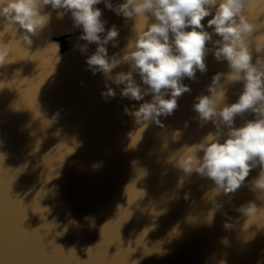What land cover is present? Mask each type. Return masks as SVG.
<instances>
[{
  "label": "water",
  "instance_id": "obj_1",
  "mask_svg": "<svg viewBox=\"0 0 264 264\" xmlns=\"http://www.w3.org/2000/svg\"><path fill=\"white\" fill-rule=\"evenodd\" d=\"M97 7L106 28L120 29L119 46H107L119 52L133 22ZM79 35L69 16L52 12L30 47L15 46L18 61L0 68V264H264V220L245 222L236 211L249 201L264 206L258 193L245 184L217 196L222 207L209 219L212 181L186 176L169 159L214 131L194 119L192 105L226 62L209 54L207 73L184 79L192 91L160 117L163 127L143 130L124 109L144 101L122 98L115 85V98L101 96L104 77L85 63L96 45L74 50L85 43ZM240 88H229L227 102Z\"/></svg>",
  "mask_w": 264,
  "mask_h": 264
},
{
  "label": "clouds",
  "instance_id": "obj_2",
  "mask_svg": "<svg viewBox=\"0 0 264 264\" xmlns=\"http://www.w3.org/2000/svg\"><path fill=\"white\" fill-rule=\"evenodd\" d=\"M100 4L125 25L133 22L124 47L111 55L107 46H119L120 29L114 24L106 28ZM52 12L57 19L69 16L80 30L78 41L85 43L74 50L87 54L89 45H96L86 55V70L103 75L106 101L116 97L117 88L122 98L144 101L124 109L143 130L153 123L163 127L160 117L172 116L178 99L192 91L184 79L196 82L197 72L207 73L209 54L226 62L227 70L216 72L207 94L197 95L192 105L194 119L201 126L211 123L214 131L169 159L186 176L195 173L212 181L209 219L222 207L217 196L234 194L245 184L264 200V21L258 22L264 0H0V68L18 61L12 56L15 46L30 47L50 24ZM6 36L12 38L6 41ZM122 65L127 71L114 74ZM236 85H241L237 99L229 103L228 90ZM257 168V176L247 181ZM236 211L247 217L245 222L264 220V206L253 201Z\"/></svg>",
  "mask_w": 264,
  "mask_h": 264
},
{
  "label": "trees",
  "instance_id": "obj_3",
  "mask_svg": "<svg viewBox=\"0 0 264 264\" xmlns=\"http://www.w3.org/2000/svg\"><path fill=\"white\" fill-rule=\"evenodd\" d=\"M62 42H63L62 49L65 50V48H66V43H65L64 39H62Z\"/></svg>",
  "mask_w": 264,
  "mask_h": 264
}]
</instances>
